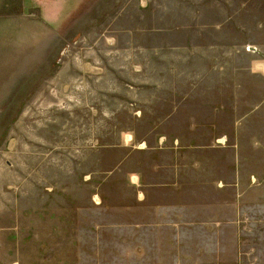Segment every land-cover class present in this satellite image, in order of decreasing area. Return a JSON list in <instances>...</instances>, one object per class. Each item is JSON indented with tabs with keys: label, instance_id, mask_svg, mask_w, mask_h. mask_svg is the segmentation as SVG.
<instances>
[{
	"label": "rangeland",
	"instance_id": "rangeland-1",
	"mask_svg": "<svg viewBox=\"0 0 264 264\" xmlns=\"http://www.w3.org/2000/svg\"><path fill=\"white\" fill-rule=\"evenodd\" d=\"M0 264H264V0H0Z\"/></svg>",
	"mask_w": 264,
	"mask_h": 264
},
{
	"label": "crops",
	"instance_id": "crops-1",
	"mask_svg": "<svg viewBox=\"0 0 264 264\" xmlns=\"http://www.w3.org/2000/svg\"><path fill=\"white\" fill-rule=\"evenodd\" d=\"M124 138H125V144H126V142H129L132 139V137H130V134L129 135L126 134L124 136ZM159 141H160V138H159ZM152 158H154V157H152ZM136 167H137V170L134 169V170L131 171L130 176H129V180L131 181L133 186L139 187V186L142 185L141 184L142 183V174L139 171L140 168L138 166H136ZM154 185H158V184L156 182L155 183H151V182H148V181H147V183H145V187H151V186H154ZM138 195L143 196L142 192L140 193V191H138L137 195H136V200H142V198L140 196H138Z\"/></svg>",
	"mask_w": 264,
	"mask_h": 264
}]
</instances>
